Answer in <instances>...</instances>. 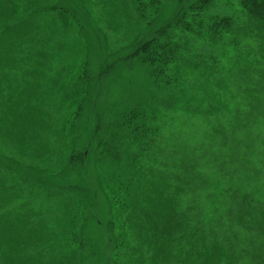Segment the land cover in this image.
Listing matches in <instances>:
<instances>
[{
  "label": "trees",
  "instance_id": "trees-1",
  "mask_svg": "<svg viewBox=\"0 0 264 264\" xmlns=\"http://www.w3.org/2000/svg\"><path fill=\"white\" fill-rule=\"evenodd\" d=\"M221 1L0 0V264H264V0Z\"/></svg>",
  "mask_w": 264,
  "mask_h": 264
},
{
  "label": "rangeland",
  "instance_id": "rangeland-1",
  "mask_svg": "<svg viewBox=\"0 0 264 264\" xmlns=\"http://www.w3.org/2000/svg\"><path fill=\"white\" fill-rule=\"evenodd\" d=\"M226 1H229V4L232 1L234 2V0H226ZM218 8L221 9V10H225V8L222 5V1L221 0H218ZM121 39L122 38L119 35H116V34L114 35V38L110 37L108 39V43L110 44V49L108 50V53H110L111 50H113V47L117 43H119V41ZM93 41L94 40L92 38L91 42H93ZM39 47H40V45H39ZM70 49L71 48H69L66 51L65 50L64 51L63 50H59L61 55H62V52H64L63 53V59L68 64H70L71 58L74 57V54H75L73 49H72V51H70ZM65 53H66V56L64 55ZM76 54L79 55V53H76ZM125 77H126V75H125ZM128 91L131 92V94H133V96H131ZM148 91L149 90L145 87V84H143V85L141 83L139 84L138 81L130 80L128 77H126L123 80L117 81V86H114V89L110 90V92L108 93L109 96L107 94L106 98H108V100H112V102L121 103V101H123V104L126 105L127 103L131 102L134 97H137L139 95H140V99H145L146 100V97L150 94ZM102 95L105 96V92ZM95 101L99 102L98 99H95ZM91 115H92V118L94 119L95 116H96L94 114V110L92 111ZM109 250H107L108 251L107 252L108 256H106L107 257V260H106L107 262L109 261V257H110V254H111V252Z\"/></svg>",
  "mask_w": 264,
  "mask_h": 264
}]
</instances>
